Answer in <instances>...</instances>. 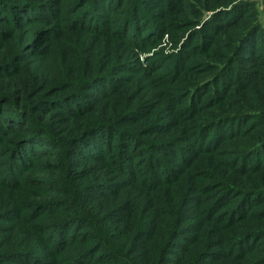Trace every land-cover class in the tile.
<instances>
[{"label": "trees", "instance_id": "16d2710c", "mask_svg": "<svg viewBox=\"0 0 264 264\" xmlns=\"http://www.w3.org/2000/svg\"><path fill=\"white\" fill-rule=\"evenodd\" d=\"M155 1L0 0V152L6 156L0 162L7 165L0 168V187L27 188L35 197L58 194L17 197L15 204L0 200L10 204L0 208L3 224L14 217L22 223L26 210L27 221L54 217L30 225L41 238L0 236V264H264V180L256 176L264 177V104L241 111L227 104L232 83L245 88L247 77L264 79V23L252 13V24L244 26L251 13L246 11V17L213 25V16L247 7L249 0H203L198 18L157 24L149 13ZM158 1L175 16L185 11L183 1L192 2ZM209 10L201 30L211 26L219 34L242 24L226 59L207 62L215 65L211 76L191 79L183 88L170 84L184 78L172 68L174 75L158 82L167 85L162 96L139 99L131 86L141 75L153 82L165 60L159 55L133 69L130 55L136 56L137 44L129 39L140 42V27L147 30V43L185 21L196 26ZM199 32L194 28L192 34L203 40ZM105 40L122 46L123 56L109 69H95ZM186 52L173 54L177 66ZM245 60L251 67L241 66ZM232 68L234 77L228 75ZM205 103L213 107L212 116L200 110ZM234 118L239 125L230 124ZM236 134L244 137L241 146L228 158L217 156L223 148L216 146ZM14 166L25 170L17 183ZM90 167L99 173L83 181ZM104 201L110 202L97 208ZM185 211L198 216L190 226L182 225ZM69 227L80 230L76 241ZM203 227L194 237L191 230ZM6 229L0 226V232ZM17 230L23 233L22 225ZM138 242L139 257L131 251Z\"/></svg>", "mask_w": 264, "mask_h": 264}, {"label": "rangeland", "instance_id": "374dc122", "mask_svg": "<svg viewBox=\"0 0 264 264\" xmlns=\"http://www.w3.org/2000/svg\"><path fill=\"white\" fill-rule=\"evenodd\" d=\"M164 1H168V0H164ZM171 1V3L173 5H180V2H178L179 0H169ZM192 2L187 1V4L185 1H183V8L185 9V11H183V13L176 15L175 16V12L173 10V8H165V3L159 2L158 0H156L154 7H157V5L160 4V6L158 8H150L149 13L154 12L155 14L153 15V20L154 22L158 23H162L163 21H175V22H180L182 18L180 17H191L193 19L198 18L200 16V11L199 8H203L205 6V2L203 0H190ZM204 2V5L202 4ZM209 3V2H208ZM249 6L247 7H238L236 8V10H234V12L228 14L227 12L225 14H219V15H215L213 16V25H215L216 23H222L224 21V19H232V18H237L241 15H244L245 17L248 16L245 14L246 11H249L251 13H249V19H246L247 24H245L244 26H248L250 24H252L253 19H255V17H253L252 13H256V16L259 17L263 23H264V0H249ZM100 12L98 13H94L93 15L96 16L98 15ZM212 14L211 10L204 12V14L200 17L201 22L199 24H197L196 26L193 25L187 21L183 22L181 25L182 26H177L175 28L171 27L169 28L167 33H164L161 38H159V35H157L156 33L151 36L149 38V41L147 43H145V34L147 32V30H145L143 27H140L138 30V34H142V36H138L140 42L137 39H129L132 42H135L137 44V47L134 50H137L136 52V56L132 57L131 59H133L131 63V67H133V69H136L138 66L141 67H146L148 65L149 62L154 61V59H157L156 57H159V55H162L165 60L164 66L162 69L159 70V72H157L155 74V78L153 76L152 81H147L145 80V76L146 75H141L139 81L136 83L135 86H131V89H134L133 93L138 92L139 95V99H142L145 96H148L146 98V100L152 96L153 93H156L154 96L157 95V97L159 98L160 96H162L161 94H163V90L166 88L167 85H163V84H158L162 83V81H164L165 79H170V77L174 74L171 75V73H174V71H171V73L169 72L172 68L179 70L178 76L180 75V77H184V78H180L176 81H174L173 79H171V83H176V84H181L182 88L183 87H187L189 86V83L191 79H198V81L202 80L204 77H209L211 76L212 72L211 71L212 67H214L215 65H210L207 62H211L214 61L213 63H222L225 59H226V55L227 53L232 50V45L233 43L231 42H236L238 36L240 35L241 32L237 31L238 28L241 25L234 27V28H229L227 29L228 32H220L219 34H217L218 30L214 33L211 32L212 27L211 26H207V28L211 29V30H201L203 27V22L204 20H208L210 15ZM206 18H202L204 16H206ZM217 19V20H214ZM252 21V22H251ZM249 22V23H248ZM245 27V28H246ZM200 29L199 35L203 34L204 36L202 37L203 40H200L198 38V36L193 35V29ZM184 31V32H183ZM183 32V34H182ZM206 33V34H204ZM192 36H195V38H191ZM132 38H136V37H132ZM256 38H252V43H255ZM111 40H105L104 45L105 48H101L100 51L97 54V57H95V64L94 67L95 69H109V65L113 64V63H117L119 61V59L123 56V50H122V46H120L119 44H117V42H114V44L111 46ZM133 44V45H136ZM144 44V46L141 48L139 47L140 45ZM185 44H189V46H187L186 48H183V45ZM193 46L192 50H189L190 47ZM251 43L249 44V49H250ZM181 50L187 51L186 53H188V55L186 56L185 62H181L180 64H178L177 66V62H174L175 60H172V56L173 54H177L180 53ZM251 50V49H250ZM255 50H257V52H255L256 54L259 53L262 50V45H260L259 47H257ZM81 53V52H80ZM127 53V52H126ZM125 53V54H126ZM245 54V53H243ZM199 59L200 61L192 64L191 62H193L194 60ZM206 59V60H203ZM211 60V61H210ZM256 60V61H255ZM254 61L257 62L258 60H260V58L255 59ZM241 66H245V67H251V64H247L248 60L244 61H239ZM183 63V65L181 67H179V65H181ZM184 65H188L186 66V68L188 67V69H184ZM111 71L114 69H110ZM177 74V73H176ZM124 76L128 77L130 74L126 73L123 74ZM228 75H234L233 74V68H232V73L228 72ZM195 76V77H192ZM234 77V76H233ZM186 79V80H185ZM246 80V87L245 88H241L236 86L234 83H232L230 85V87H234V93L232 94V97L229 98L227 100V104L229 106H231V108L234 109V111H241L243 108H245L244 105H247L249 107V109H254L257 104L263 105L264 101L262 100V98L264 97V79L262 78V80L260 79L258 81V83H255L256 80L255 79H250L249 77L245 78ZM124 80L120 79L119 83H123ZM109 83V82H108ZM262 83L263 87L258 86V84ZM129 85V84H128ZM110 87H112V84H108V86H106L104 89H109ZM178 88L179 90L181 89ZM173 88V87H172ZM177 88H173V91L178 90ZM163 92V93H162ZM178 92V91H177ZM240 98H243V100L240 101ZM206 97L203 96L201 101H205ZM128 100V98H127ZM127 100L125 102H127ZM183 100V97L182 99ZM88 101V100H86ZM124 102V103H125ZM209 104V103H208ZM207 103H205L201 108L204 109L203 114L206 112V117L208 116H212V111H213V107H207L208 106ZM261 109L264 110V108L261 107ZM209 110V111H207ZM217 113L222 114L223 111L220 113V111H217ZM225 115V114H223ZM226 121V119H225ZM235 118L230 120V124L234 123V125H239V120L235 121ZM230 142H220L216 147L220 148L222 147L223 149L217 154V156L221 157V158H228V156L230 155V153H232V149H237L241 146L242 141H244V137L243 135H234L231 137ZM105 148V146H101V150H103ZM175 153H177V150H173ZM173 152V153H174ZM93 153H96L95 150H93ZM99 152H97L98 154ZM174 153V154H175ZM235 153V152H233ZM3 153L0 152V161L4 160L6 158V156H2ZM6 155V154H5ZM53 156H46L44 158L46 159H51ZM81 161L83 162V164L88 163L87 162V158L86 157H81ZM87 165V164H86ZM4 167L2 165V162H0V168L1 171L4 170ZM82 167V166H79ZM12 169L15 168L17 176H16V183L20 181L21 177H22V173L23 175L25 174V170L21 169L20 166H14L11 167ZM140 169V168H138ZM94 168L90 167L88 169L87 172V177L83 179L84 180H89L91 178H94L98 173V172H93ZM14 172V171H13ZM49 171H47V174H44L46 176H48ZM262 172H258V174H256V176H258V179H262L264 180V177L261 176ZM37 175H41V174H37ZM253 177L255 174H250ZM22 180V179H21ZM0 182L2 181V177H0ZM15 183V182H13ZM47 186V185H46ZM29 192V189L27 188H23V189H16L15 187H0V200L5 197L6 199L12 200L14 201V204L16 203V200L18 198L21 199H31V197L34 198H42V197H54L57 196L58 194L56 192H51L46 196H40L37 195L38 197H35ZM18 197V198H17ZM17 198V199H16ZM102 200L98 199L96 200L94 203H98ZM110 201H104L100 204H98L97 208L101 209L102 206H104V204H108ZM143 204V203H142ZM10 208V204H6V203H1L0 208L4 209L5 207ZM12 208V207H11ZM142 209V205L141 208H139L138 210ZM29 210H26L25 212V216H24V220L22 221V223L19 224V219L14 217L12 218V220L8 221L7 223L3 224L0 223V226H7V229L5 232H0V236L5 238H20L22 236L23 237V241L25 239H27L28 235L30 233H32L33 235H36L35 239L41 238L43 236V234H39V232H37L35 230V228L33 226L34 223H45L47 222V220H49V218H54L53 216H49L47 217V219H40V220H28V213ZM188 213H190V211H188ZM187 217L188 220L185 222H182V225H191L192 223H194V219L197 218L198 216H191L188 215L185 211L184 213ZM152 220V218H151ZM169 220V219H168ZM19 225H22V229H23V233L19 232L17 230V227ZM188 226V227H189ZM12 227V228H11ZM186 228V227H185ZM185 228H182L183 230ZM181 229V230H182ZM203 228H201L199 231L195 230H191L194 231L192 234L195 237V234H199L201 230H203ZM69 227L68 229V234L69 237H74V241H76L77 237V232H79L80 230L73 228L72 231ZM214 231V230H213ZM213 231H211V237L214 238L212 236ZM195 233V234H194ZM190 234V233H189ZM196 235V237H197ZM200 235V234H199ZM34 239V240H35ZM33 241H28L25 243H31ZM5 247H10L11 244L5 242L4 244ZM177 250V248H176ZM174 251V253L177 254V251ZM134 255L137 254V256L139 257L141 254L143 253V249L140 247L139 242L135 244V246L132 248V250ZM66 260V259H63ZM69 261H70V255H69ZM221 264H236L234 261H230V262H222Z\"/></svg>", "mask_w": 264, "mask_h": 264}]
</instances>
